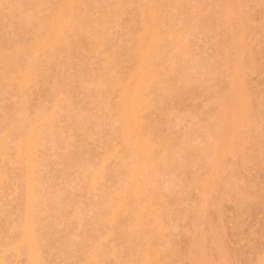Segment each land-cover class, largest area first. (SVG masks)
<instances>
[{
	"label": "bare ground",
	"instance_id": "bare-ground-1",
	"mask_svg": "<svg viewBox=\"0 0 264 264\" xmlns=\"http://www.w3.org/2000/svg\"><path fill=\"white\" fill-rule=\"evenodd\" d=\"M252 4L0 0V264H178L173 221L188 264L227 263L226 225L225 243L201 224L214 191L264 204V187L234 184L264 170V92L253 108L243 90L264 43Z\"/></svg>",
	"mask_w": 264,
	"mask_h": 264
},
{
	"label": "rangeland",
	"instance_id": "rangeland-1",
	"mask_svg": "<svg viewBox=\"0 0 264 264\" xmlns=\"http://www.w3.org/2000/svg\"><path fill=\"white\" fill-rule=\"evenodd\" d=\"M253 2V1H252ZM251 2V3H252ZM253 3H255V2H253ZM250 6H252L251 8H254L255 7V12L253 11L254 9H252V12L251 13H253L254 12V14H256V16L257 17H255L254 16V14H251L250 13V15L251 16H253V18L252 19H254L253 20V22H255L256 21V19L258 20V19H260V20H262L263 19V17H264V9L261 11V7L262 8H264V5H262L261 7H260V9H259V11H261V12H263V13H261V17L259 18L258 17V15H260V14H258L257 15V13H258V9H257V6H256V4H252V5H250ZM250 6H249V9H247L248 11L250 10L251 11V9H250ZM256 9H257V12H256ZM246 10V12H248ZM262 14H263V16H262ZM264 20V19H263ZM259 21V20H258ZM256 22V24L257 23H259V22ZM263 23V22H262ZM255 24V23H254ZM264 24V23H263ZM258 25H260L261 26V24H258ZM263 26V25H262ZM257 27V26H256ZM259 32H260V30H258ZM258 32V33H259ZM261 33H263V32H261ZM261 35V34H260ZM212 36H214V35H212ZM262 38L264 37V33H263V36H261ZM211 38H215V37H211ZM210 38V39H211ZM264 41V40H263ZM252 42V41H251ZM251 44V43H250ZM261 46H264V43H262L261 45H260V47L257 49V52H258V54H259V57H256L255 58V60H254V65L255 66H253L252 68L254 69V68H256V69H254V72H253V70L251 69V68H249L250 70H252V72H250V70H248V72H249V75L244 79V82H245V84L243 85V86H245L244 88H243V90H244V92H246V95L248 94V96H252V107L254 108L255 106H257L256 108H258V106L262 103V101H261V99H262V96L264 95V57H263V55H261L260 53H261V51H262V54H264V49L262 48L261 49ZM260 49H261V51H260ZM259 50V51H258ZM257 54V55H258ZM260 55L262 56L261 58L262 59H260ZM244 60H248V61H250L249 59H244ZM257 60V61H256ZM261 60V61H260ZM263 60V61H262ZM247 62V61H246ZM245 62V63H246ZM257 62V63H256ZM249 65V63H246V66H247V68H248V65ZM257 64V65H256ZM258 64H260L259 66H261L260 68H258ZM252 66V65H251ZM250 67V66H249ZM259 71H258V70ZM261 69H262V71H261ZM247 70V69H246ZM245 70V71H246ZM261 71V72H260ZM248 72H246V73H248ZM258 72H259V74H258ZM261 73H262V75H261ZM263 85V86H262ZM254 88V89H253ZM247 92H249V93H247ZM262 93H263V95H262ZM252 94V95H251ZM258 94V95H257ZM255 97H257V98H255ZM263 98H264V96H263ZM203 100H205V99H202V101H200V105H198V106H201V103L202 102H204ZM255 100V101H254ZM258 101V102H257ZM198 102L199 101H197L196 102V104H198ZM206 102V101H205ZM256 102L258 103V104H256ZM264 103V102H263ZM191 104V103H190ZM205 104H207V102L205 103ZM192 105V104H191ZM202 105H203V103H202ZM205 107L207 106V105H204ZM230 114H231V112H230ZM256 119H259V118H256ZM255 119V120H256ZM263 120V119H262ZM256 123H257V120L255 121ZM259 122H262L261 121V119H260V121ZM257 123V124H260V123ZM256 124V125H257ZM255 125V126H256ZM262 123H261V125H259V130H258V126L257 127H255L254 126V124L252 125V126H254L255 128H257L256 130H255V128H254V130L253 131H258V132H260V127L262 128ZM253 133V132H252ZM251 133V134H252ZM255 137H252L253 139L254 138H258L256 141H259V135L260 134H256V132H255ZM253 135V136H254ZM261 136V135H260ZM261 137H263V135L261 136ZM260 137V138H261ZM252 139V140H253ZM253 141H255V140H253ZM261 141V140H260ZM91 144H92V142H90ZM253 142H251V144H252ZM260 143V142H259ZM254 144V143H253ZM258 145V144H257ZM256 145V146H257ZM253 148H254V146H252ZM252 147H251V151H253L252 150ZM258 147H259V145L257 146V152L256 153H258L259 151H262V150H260V149H262V147L260 148V149H258ZM255 149V148H254ZM249 151H250V149H249ZM248 153V152H247ZM255 153V154H256ZM263 153H264V150H263ZM251 154H253V153H251V152H249V155L247 156L248 157V160H247V158H245L246 157V154H245V157H244V159H246L248 162L247 163H249V162H251L252 160H254L255 159V156H253L254 158L250 161V159H249V157L251 156V158H252V155ZM258 154H260V153H258ZM257 154V155H258ZM231 156V158H232V155H230ZM260 156V155H259ZM259 156H257V157H259ZM264 156V155H263ZM256 157V158H257ZM228 158V157H227ZM230 158V157H229ZM231 161H232V159H230ZM257 160V159H256ZM263 160V159H262ZM261 160V161H262ZM258 161V160H257ZM229 162V161H228ZM256 162V161H255ZM258 162H260V161H258ZM257 162V163H258ZM246 163V161H245V165L247 164ZM252 164H254L253 163V161L251 162ZM232 164V163H231ZM230 163H229V165H231ZM260 164H262V162L260 163ZM229 165H227L228 167H229ZM248 165V164H247ZM246 165V166H247ZM257 166V164H254V166ZM264 165V160H263V164H262V167H264L263 166ZM233 166V165H232ZM231 166V167H232ZM249 166H250V164H249ZM248 166V167H249ZM253 166V169L255 168ZM235 167V169H238V167L236 168V166H234ZM251 167V169H252V165L250 166ZM226 168V169H225ZM225 168H223L224 170H223V172L226 170H228V169H230V168H228L227 169V167H225ZM247 168V167H246ZM260 167H258V170H257V168H256V172H258V173H255L253 170H252V172H251V174H252V176L255 178V180H254V178L253 177H251V179L250 178H248L247 180H249V181H247V180H244V181H246L248 184H247V186L250 184H252L251 186H249V188H244L245 186H246V183L245 184H243L241 181H240V177L242 176V175H240V177L238 176V174H237V177H236V175H235V173H238V170L239 169H241V168H239L238 170H235L234 169V171H235V173H234V175H235V177L233 176V175H231L232 176V179H233V177H234V179L236 178V179H239L238 181H237V183H234L233 181H231L230 182V184L233 182L234 184H238L240 187L242 186V185H244V187L242 186L241 187V189L239 188V190H240V192H239V190H238V192H239V195L241 194V193H243L244 195H245V191H247L248 189H250V188H255V187H258V186H260V187H264V170H262L261 168L259 169ZM233 169V168H232ZM249 169L250 168H248V173H250V171H249ZM231 170V169H230ZM229 170V172H226V173H231V171ZM241 170H244V169H241ZM241 170L239 171L240 173H241ZM246 170V169H245ZM244 170V171H245ZM255 170V169H254ZM262 170V171H261ZM237 171V172H236ZM244 171L242 172L243 174H244ZM261 171V172H260ZM221 172H222V169H221ZM222 172V173H223ZM254 172V173H253ZM220 173V172H219ZM222 173H220L221 175H220V180H221V182L223 183L224 181H222V178H223V175H222ZM225 173V175H224V178L227 176V178L229 177V175L230 174H226ZM260 176H259V175ZM244 175H246V174H244ZM218 176H219V174H218ZM222 176V177H221ZM249 176V175H248ZM262 176V177H261ZM239 177V178H238ZM223 178V180H225V182L227 181V180H230L231 178L229 177L227 180H226V178L224 179ZM261 178V179H260ZM217 180H218V178H217ZM220 180H218V182L220 181ZM242 180V179H241ZM255 182V184H254V182ZM259 183H258V182ZM263 182V184H261L262 182ZM251 182H253V183H251ZM227 183H229V182H227ZM240 183V184H239ZM258 183V184H257ZM229 184V185H230ZM233 184V185H234ZM235 185V186H236ZM237 185V186H238ZM255 185H257V186H255ZM238 186V187H239ZM219 187V186H218ZM225 187V186H224ZM228 187V186H227ZM230 187V188H229ZM228 188L229 189H231V185L229 186ZM234 187V186H233ZM227 188V189H228ZM254 188L253 189H250V190H254ZM259 188V187H258ZM221 188L219 187L218 188V190L217 191H214V192H216V193H214V195L216 194V198H218V195H220V193L222 192V190H220ZM222 189H224L223 188V186H222ZM228 189V190H229ZM243 189L245 190L244 192H243ZM257 189V188H256ZM225 190H226V187H225ZM234 190H235V188H234ZM250 190H248V191H250ZM219 191H221L220 193H219ZM231 191H233V189L231 190ZM242 191V192H241ZM247 191V192H248ZM195 192V194L197 195L198 193H196V192H199V191H194ZM218 192V193H217ZM228 192H230V191H227V193ZM250 192H252V191H250ZM250 192H248V193H246V195H249L250 194ZM260 192H262L261 190H260ZM225 193H226V191H225ZM225 193L223 192V193H221V194H224V195H222L223 197H221L222 198V204L220 205L219 204V207H217L218 209L216 210V207L215 208H213L212 207V205H214L216 202L218 203V201H217V199L215 198V197H213V198H215L214 199V201H215V203H210L211 201L213 202V200H211L212 199V197H211V199H209V200H211L208 204L210 205V206H208V210H209V207H212L213 209H211L210 208V210L208 211L207 210V208H205V210H207V213L206 212H204V218H205V216L206 215H210L211 217H208V216H206L207 218H205V219H202L200 222H201V224L202 223H205L206 225H209L210 223H212V221H213V223H214V227H217V228H215V230L216 229H218L219 228V226L221 225V224H218L217 223V219L219 220V221H222L221 223H223L224 225H226V226H223V228L224 227H226L227 228V233H228V235H227V233H225L226 231H224V229H223V231H224V234H225V236H227V238H228V240H227V246H226V244H223V247H227L225 250H226V252L227 251H229V255H228V260H227V263L228 264H255L256 263V259L255 258H258V257H260L262 254L260 253L261 251V249L262 250H264V247H263V245H264V240H263V238H262V240L260 239L263 235H264V202L262 203L263 205H261L260 207L258 206L256 209H252V208H254V207H252L251 209H252V212H251V209H249V207L247 206V205H245L244 206V204H243V201H244V199L245 198H243L242 196H237L238 195V193L236 194V193H234V191H233V195L234 196H236V197H242L241 199H240V201L242 200V202H239V203H242V205L239 207L236 203H237V199L238 198H231V199H233V200H235L236 199V201H229V199L230 198H227L226 197V199H228L227 201L225 200H223V198H225ZM226 193V196H228V194ZM254 193H256L257 194V192H253V194ZM264 193V192H263ZM218 194V195H217ZM230 194V193H229ZM231 194V195H232ZM252 194V193H251ZM194 195V194H193ZM199 195V194H198ZM210 195H213L212 193L210 194ZM245 197V196H244ZM219 198H220V196H219ZM246 198H250V196H248V197H246ZM252 198V197H251ZM220 200V199H219ZM246 200V199H245ZM239 201V200H238ZM236 202V203H235ZM238 203V204H239ZM245 203V202H244ZM246 203L248 204V202L246 201ZM212 204V205H211ZM234 204H236V205H234ZM261 204V203H260ZM250 205V204H249ZM215 206V205H214ZM218 206V205H217ZM221 206V207H220ZM247 206V207H246ZM256 206V205H255ZM246 207V208H245ZM237 208V209H236ZM243 208V209H242ZM241 211V212H239L238 213V211ZM254 210V211H253ZM214 211V212H213ZM245 211V212H244ZM249 211V212H248ZM210 213V214H209ZM223 213V214H222ZM253 213V214H252ZM212 214H213V216H212ZM221 214V215H220ZM213 218V219H212ZM259 219H261V220H259ZM174 220H178V222H179V224H180V222L181 221H179V219H176V218H174ZM207 220H209V221H211L209 224H207L206 223V221ZM218 221V222H219ZM176 221H173V223H175ZM199 222V223H200ZM208 222V221H207ZM261 222V223H260ZM171 223H172V220H171ZM173 223H172V225H173ZM219 225H217V224ZM200 224V226L203 228V226H204V224H203V226ZM215 224H216V226H215ZM172 225H170L171 227H170V230H172V231H170L169 230V234H172L171 235V237H169L170 239H173V241L172 242H174L175 241V239H176V244H177V247L179 248L178 249V251L180 250V254H182V256L179 254L178 255V257L176 256V258H180V259H174V261H175V263L177 262L178 264H182L183 262V264H188V258L186 259L183 255H187L188 257H191V256H193L194 257V255L192 254H190V249H189V244L191 245V238H189L190 237V233H188L189 234V236H188V234L186 233L188 230H189V228H186L185 227V224H184V222H181V224L180 225H178L177 224V222L174 224L175 226L173 227ZM177 225V226H176ZM188 225V223L186 224V226ZM199 225V224H198ZM181 226V227H180ZM199 226V227H200ZM211 226V225H210ZM262 226V227H261ZM185 227V228H184ZM188 227H191V226H188ZM198 227V226H197ZM198 227V228H199ZM207 227V226H206ZM206 227H204L205 229H206ZM182 228V229H181ZM210 228H212V226L210 227ZM225 228V229H226ZM235 228V229H234ZM262 228H263V234H262ZM178 229V230H177ZM187 229V230H186ZM191 229V228H190ZM222 229V228H221ZM221 229L219 228V230H220V232L218 231V233L220 234V236H222L223 237V235L224 234H221ZM198 230H200V228L198 229ZM215 230H213V232H215ZM233 230V231H232ZM236 231V233H235V231ZM178 233H177V232ZM185 231V232H184ZM202 231V230H201ZM211 231V230H210ZM217 231V230H216ZM173 232V233H172ZM183 232V233H182ZM190 232V231H189ZM205 231L203 230V232H201V233H204ZM212 231H211V233H213ZM234 233V234H232V233ZM177 233V234H179V235H177L176 234V236H175V234ZM182 233V234H181ZM185 233V234H184ZM206 233H209V234H211L210 232H209V228H208V230L206 229ZM217 233V232H216ZM215 233V234H216ZM205 234V233H204ZM214 234V235H215ZM261 234V235H260ZM203 235V234H202ZM206 236H207V234H205ZM235 235V236H234ZM188 236V237H187ZM208 236H210V235H208ZM260 236V237H259ZM168 237V236H167ZM203 237V236H202ZM205 237V236H204ZM210 237H212V235L210 236ZM214 237V236H213ZM213 237H212V239H213ZM216 237H217V235H216ZM219 237V236H218ZM222 237H221V240H222ZM227 238H225V237H223V240H224V242L226 243V240L225 239H227ZM193 239V238H192ZM203 239V238H202ZM215 239L216 238H214V241H215ZM217 239H219V238H217ZM168 241H169V239H167ZM187 240H189V241H187ZM196 240V239H195ZM207 240V239H206ZM205 240V241H206ZM220 240V241H221ZM223 240H222V242H223ZM180 242V243H177V242ZM201 241V240H200ZM209 241V242H208ZM208 241H206V243H205V245L204 246H207V247H205V248H207V250H206V252L207 251H209L210 250V252L212 253L214 250H216V249H214V248H217V246H215L214 248H213V246H214V244L212 245V243L210 242V238L208 237ZM217 241V240H216ZM215 241V242H216ZM188 242H191V243H188ZM195 242H197V241H195ZM194 242V243H195ZM202 242H203V240H202ZM212 242H213V240H212ZM214 242V243H215ZM219 242V241H218ZM187 243V244H186ZM198 243H201V242H198ZM197 243V245L199 246V248H203L202 246H203V244L204 243H202V245H199ZM207 243H209L208 245H206ZM178 244H180V246L178 245ZM218 244V243H217ZM187 245V246H186ZM192 245H193V243H192ZM191 245V246H192ZM225 245V246H224ZM190 246V247H191ZM260 246H262L261 248H260ZM184 247V248H183ZM213 249H212V248ZM176 248V247H175ZM182 248H183V250H182ZM187 250H186V249ZM192 248V247H191ZM208 248H209V250H208ZM177 249V248H176ZM260 249V250H259ZM204 250V251H205ZM186 252V253H183V252ZM189 251V252H188ZM259 251V252H258ZM226 252H224V253H226ZM215 253V255H216V251L214 252ZM219 253V252H218ZM261 254V255H258V254ZM262 253H263V251H262ZM196 254V253H195ZM210 253L208 252V256H210L209 255ZM227 254H228V252H227ZM226 255V254H225ZM257 255H258V257H257ZM224 256V255H223ZM212 257V256H211ZM225 257V256H224ZM213 258H214V260H215V258H217V255H216V257L215 256H213ZM190 259V258H189ZM218 259H220L219 257H218ZM225 259V258H224ZM259 259L260 258H258V261H259ZM179 260H181V261H179ZM223 260V259H222ZM255 260V261H254ZM179 261V262H178ZM219 261V260H218ZM218 261H216V263L218 262ZM225 261V260H224ZM251 261V262H250ZM257 261V262H258ZM190 262V261H189ZM255 262V263H254ZM220 263V262H219ZM223 263V262H222ZM226 263V264H227ZM223 264H225V263H223Z\"/></svg>",
	"mask_w": 264,
	"mask_h": 264
}]
</instances>
